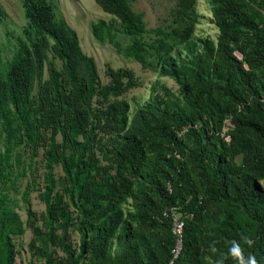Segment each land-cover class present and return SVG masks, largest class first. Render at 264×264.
Listing matches in <instances>:
<instances>
[{"label":"trees","instance_id":"16d2710c","mask_svg":"<svg viewBox=\"0 0 264 264\" xmlns=\"http://www.w3.org/2000/svg\"><path fill=\"white\" fill-rule=\"evenodd\" d=\"M95 1L114 21L93 22L94 36L173 78L181 96L149 100L130 116L118 97L137 85L132 71L109 69L103 86L54 0H21L26 25L10 60L0 47V264H16L15 237L27 227L41 264H217L243 236L264 264V0H208L217 42L194 38L197 0H177L178 25L153 29V40L133 0ZM228 118L230 140L222 135ZM23 144L32 159L45 148V210L32 209L28 184L26 222L11 192ZM173 207L184 222L176 257Z\"/></svg>","mask_w":264,"mask_h":264},{"label":"rangeland","instance_id":"374dc122","mask_svg":"<svg viewBox=\"0 0 264 264\" xmlns=\"http://www.w3.org/2000/svg\"><path fill=\"white\" fill-rule=\"evenodd\" d=\"M56 12L58 16L64 17L72 28H74L80 38L81 46L85 53L94 57L100 76L101 84L110 83L109 69L125 68L132 71L137 85L130 88L118 99H125L130 106V116L140 107L147 104L149 100L162 101L164 98H178L181 96L179 85L176 81L167 76H162L158 71L144 68L141 63L131 57L118 53L115 46L105 41L97 39L91 29V24L104 19L107 22L114 21L112 15L105 12L95 0H54ZM0 4L6 11V14L0 19V47L4 60H10L17 49L18 38L22 35L23 27L26 25V18L21 0H0ZM132 6L135 11L140 12L144 16L147 32L146 40H153L155 34L153 29L163 28L170 30L172 26H177L175 22L174 12L177 7V0H133ZM261 13L264 14V9ZM196 9L198 13V22L194 31V38H209L217 42L220 35V27L216 22L214 10L208 0H197ZM121 44L126 45L130 39L123 35H118ZM241 58V55L237 53ZM54 59L59 66L60 60ZM48 77L47 67L45 68V78ZM232 126L231 119L225 120L222 135L227 139L229 136L227 131ZM107 146H112L114 139L105 138ZM3 135L0 129V152L4 149ZM44 146L38 152L35 158H31V150L24 144L16 149L21 155L20 165H16V173L19 178L16 182L17 189H12V196L16 200L13 203L15 210L19 212L24 222L27 220V204L22 200V194L26 190L28 184H32L29 196L32 209L40 214L45 210V204L41 199V193L44 189ZM103 162H107L104 153L99 151ZM110 155V153H108ZM31 164V171L26 169L23 171L22 165ZM57 176L62 174L61 166L55 168ZM2 185L0 182V191ZM31 228L27 227L26 232L15 237V243L18 250L16 264H41L42 260L33 255L30 249V241L32 239ZM72 241L75 245L79 244V233L73 231ZM60 254H63L60 251Z\"/></svg>","mask_w":264,"mask_h":264},{"label":"clouds","instance_id":"9594fccd","mask_svg":"<svg viewBox=\"0 0 264 264\" xmlns=\"http://www.w3.org/2000/svg\"><path fill=\"white\" fill-rule=\"evenodd\" d=\"M241 240L243 243L235 239L231 240L229 242L230 246L228 247L227 253L224 254V257L220 259L217 264H224V258L229 256L235 260L236 264H258L256 256L251 252H246V247L252 248L254 246V240L247 236L241 237ZM209 249L215 254L217 252L216 243L213 242L210 244Z\"/></svg>","mask_w":264,"mask_h":264},{"label":"built area","instance_id":"2783aa9c","mask_svg":"<svg viewBox=\"0 0 264 264\" xmlns=\"http://www.w3.org/2000/svg\"><path fill=\"white\" fill-rule=\"evenodd\" d=\"M227 140H230V136H227ZM173 214H175L174 221H173V232L177 237V242H176V248L173 250L174 252V257H176L181 249L182 246V230L184 226L183 220L180 218V216L177 214V208L173 207L172 208ZM173 263V260L170 262V264Z\"/></svg>","mask_w":264,"mask_h":264}]
</instances>
